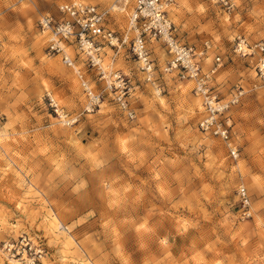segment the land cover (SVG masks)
Wrapping results in <instances>:
<instances>
[{
	"label": "rangeland",
	"instance_id": "1",
	"mask_svg": "<svg viewBox=\"0 0 264 264\" xmlns=\"http://www.w3.org/2000/svg\"><path fill=\"white\" fill-rule=\"evenodd\" d=\"M77 1L106 11V27L125 33L130 7L120 0H0V264H264V85L253 60L231 51L238 36L264 38V0H234L231 13L214 0L167 7L179 42L209 46L203 72L220 58L212 91L246 92L230 110L237 162L197 130L192 84L162 71L155 43L153 84L126 45L113 61L109 49L101 55L127 80L133 120L104 92L83 112L77 69L94 91L103 83L70 48L71 69L47 54L36 24ZM239 181L249 220L238 217Z\"/></svg>",
	"mask_w": 264,
	"mask_h": 264
},
{
	"label": "built area",
	"instance_id": "2",
	"mask_svg": "<svg viewBox=\"0 0 264 264\" xmlns=\"http://www.w3.org/2000/svg\"><path fill=\"white\" fill-rule=\"evenodd\" d=\"M122 5H129L126 31L117 36L105 25L106 11L83 2H64L56 7V14L41 15L37 19V29L45 35L47 54L59 56L62 65L70 68L74 59L64 54L70 48L87 67L95 71L97 80L103 83L102 92L89 87L77 69L79 86L84 93L83 112L93 113L102 102V94L107 93L118 110L124 113L127 120L135 118L129 106V87L127 80L117 71L109 72L101 69L99 64L105 48L117 55L119 49L126 45L128 54L136 64L137 70L144 75L146 81H156L153 72L148 45L155 43L164 51L166 60L162 71L171 74L180 81L190 82L194 96L198 97L202 116L197 122V130L206 136L218 139L225 147L228 158L232 162L239 159V146L234 138L233 121L230 110L237 106L246 94L242 87H235L227 99H222L212 91L211 75L220 65V58L213 60V67L201 70V62L209 46L203 44L201 49L183 44L176 37V30L168 17L167 7L171 0H120ZM219 2L228 13L235 9L234 0H214ZM231 51L241 58L253 60V71L256 81L264 85V38L250 44L245 37L233 39ZM52 106V105H51ZM53 107V106H52ZM55 108V107H54ZM238 214L240 220L252 218L251 201L242 181L236 187Z\"/></svg>",
	"mask_w": 264,
	"mask_h": 264
},
{
	"label": "bare ground",
	"instance_id": "3",
	"mask_svg": "<svg viewBox=\"0 0 264 264\" xmlns=\"http://www.w3.org/2000/svg\"><path fill=\"white\" fill-rule=\"evenodd\" d=\"M84 3V2H83ZM84 4H87V3H84ZM123 6V5H122ZM172 6V5H171ZM126 7V6H125ZM124 7V8H125ZM173 7V6H172ZM175 7V6H174ZM170 9V8H169ZM172 9V8H171ZM170 9V10H171ZM173 22V21H172ZM108 27H109V25H108ZM44 35V34H43ZM64 54L65 55H67V56H69V54H70V52H69V48H67V49H64ZM81 59H82V57H81ZM99 67L101 68V69H103V70H105V71H107V72H109L110 71V66H109V64L108 65H106V66H104V64H103V61L101 60V63L99 64ZM50 100V99H49ZM52 101L54 102V103H56L57 102V98H56V96H52ZM158 101H160L161 102V98L160 99H158ZM50 103H51V101H50ZM51 105H52V103H51ZM101 105V104H100ZM53 106V105H52ZM53 107H55V106H53ZM55 108H57V107H55ZM57 111H58V109H57Z\"/></svg>",
	"mask_w": 264,
	"mask_h": 264
},
{
	"label": "crops",
	"instance_id": "4",
	"mask_svg": "<svg viewBox=\"0 0 264 264\" xmlns=\"http://www.w3.org/2000/svg\"><path fill=\"white\" fill-rule=\"evenodd\" d=\"M58 103V102H57Z\"/></svg>",
	"mask_w": 264,
	"mask_h": 264
}]
</instances>
